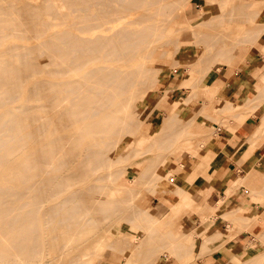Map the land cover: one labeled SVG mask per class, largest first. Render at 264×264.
<instances>
[{
	"label": "bare ground",
	"instance_id": "obj_1",
	"mask_svg": "<svg viewBox=\"0 0 264 264\" xmlns=\"http://www.w3.org/2000/svg\"><path fill=\"white\" fill-rule=\"evenodd\" d=\"M160 1L0 2V245H4L0 264L33 260L44 246L68 252L69 264L81 263L86 253H78L81 244H71V239L93 235V225L100 218L94 212L105 213L104 208L90 204V199L102 200L104 187L110 196L127 190L109 184L106 178L121 155L135 153L132 148L133 154H120L115 135L138 126L143 109L139 103L147 91L149 74L159 67L148 61L166 52L156 45L168 35L165 31L176 7L171 1ZM217 1L207 0L205 6ZM57 20L60 27H55ZM197 23L194 27L200 29L210 22ZM13 37L21 40H10ZM247 64L253 69L251 61ZM181 102L187 98L176 99L177 108ZM171 171L165 169L166 175ZM143 178L144 169L131 180ZM261 194L264 187L260 202L264 200ZM221 202L203 209L212 210ZM189 205V201L184 203ZM231 212L234 217L251 213L240 215L253 217V224L264 219V209L258 215L240 207ZM160 215L150 214V222ZM40 216L45 225L54 223L59 229L43 235ZM151 228L147 226L144 235L135 238L125 232L107 248L129 250L119 264H134L136 257L152 248L149 244L155 235ZM217 233L224 237L227 229ZM5 236L13 237L7 243L1 241ZM11 249L16 250L14 256ZM161 250L156 248L150 264L159 259ZM16 255H21L19 261Z\"/></svg>",
	"mask_w": 264,
	"mask_h": 264
},
{
	"label": "rangeland",
	"instance_id": "obj_2",
	"mask_svg": "<svg viewBox=\"0 0 264 264\" xmlns=\"http://www.w3.org/2000/svg\"><path fill=\"white\" fill-rule=\"evenodd\" d=\"M169 1L175 4V14L165 31L168 35L160 37L157 42L159 44L156 45L158 50L166 52L156 54L148 61L159 67L151 69L149 74L147 91L139 103L143 109L139 112L138 126L131 130L124 129L115 135L120 154H133L134 148L138 151L135 149V155L125 157L127 159L122 157L125 154L121 155L118 159L120 161L112 165V174L106 179L113 186L128 188L110 196L107 194L108 188L104 187L106 194L102 200L90 199V204L100 210L104 208L105 213L99 210L94 212L100 218L93 225V235L86 239L79 236L71 239V244H81L77 249L78 253H86L78 264L123 262L129 250L121 252L116 248H107V244L125 232H129L134 238L144 235L147 226H152L151 233L155 235L153 242L149 244L152 248L136 257L134 264H150L152 256L157 252L156 248L163 250L159 252V259L154 264H242L245 261H250L249 264H264V219L257 222L260 224L253 232L252 229L257 224H253V217L241 216L251 213H237L238 216L234 217L232 212L222 215L219 210H205L203 208L207 205H201L206 201L208 192L204 183L210 185L213 180L209 173L210 161L214 155L211 149L213 140L218 137L219 131L226 128L231 130L230 122H241L242 118L253 113L264 94L262 89L254 92L253 97L241 95V101L245 105L237 107V100L233 102L225 98L219 81L215 79L223 65L233 70L251 72L247 64L251 61V55L258 52L264 54V47L260 49V45L264 43L262 4L259 12H254L247 0H219L209 7L205 6L207 0H197L196 6L189 5V0L160 2ZM55 8L58 9L59 6ZM206 19L210 22L207 26L202 25L201 30L194 27L197 22ZM55 23V27L62 25L59 20ZM12 39L21 40L17 37L10 38ZM238 41L240 43L235 44ZM223 57H227L229 61ZM203 64L204 70L197 71ZM156 75L158 78L154 82ZM34 78L35 76L27 82H32ZM213 80L219 85V92L210 90ZM21 98L22 94L18 100ZM178 98H187V102H181L177 108ZM28 102L32 104L33 100ZM169 114L172 116L168 117ZM206 149L211 150L213 155L208 156L210 151L205 155ZM191 155L194 156L192 159ZM185 162L190 164L186 165ZM167 168L172 170L169 176L165 172ZM257 168L264 172V165ZM143 169L144 178L140 182L131 180ZM187 169L193 172L190 176H187ZM260 184H264V179L255 178L243 184V193L248 202L252 203L251 212L254 215L264 209V200L260 202V196L256 199L258 203L254 202V196L259 195ZM13 185L17 187L16 183ZM186 201L190 202L189 206H184ZM221 204L222 202L217 208ZM228 207L229 205H225L223 210ZM159 212L161 215L151 223L150 214L156 216ZM85 213L91 214L88 209ZM206 218L214 222L209 230L203 227L206 226ZM40 220L43 235L59 229L54 223L45 225L42 216ZM200 222L201 226L194 230V226ZM214 229L215 241L218 242L211 243L209 237L203 239L206 233ZM226 229L224 237L218 235L217 232ZM244 230H249L251 234L241 247L232 248L228 241ZM181 231L187 234L183 235ZM12 237L5 236L1 241L9 243ZM87 242L90 247H84ZM3 246L2 243L0 249ZM14 252L16 250H10L13 256ZM15 257L17 261L21 259V255ZM68 257L66 251L44 246L35 259L25 260L23 264H69Z\"/></svg>",
	"mask_w": 264,
	"mask_h": 264
},
{
	"label": "crops",
	"instance_id": "obj_3",
	"mask_svg": "<svg viewBox=\"0 0 264 264\" xmlns=\"http://www.w3.org/2000/svg\"><path fill=\"white\" fill-rule=\"evenodd\" d=\"M196 1L197 0H189L188 4L196 6ZM247 1L250 3L249 5L254 12H259L260 5L262 4V11L264 13V0ZM262 22H264V14ZM263 47L264 43L260 45V49L262 50ZM262 54L263 53L258 52L251 55L250 60L253 69H251L249 73H245L241 69L233 70L223 65L221 71L216 74L215 79L219 81L225 98L233 102L237 100V107L245 105V102L241 101V95L253 97L255 95L254 92L264 89V82L261 80L262 77H264V54ZM210 90L219 92V85L215 80H213ZM260 99L261 102L257 105L253 113L242 118L241 122L237 120L230 122L231 130L226 128L223 131H219L218 137L215 138L211 144L214 155L211 150L206 149L205 155H207L209 151L208 156L213 155L210 161L211 170L209 172L212 174L213 180L210 185L209 183H204L206 184L204 188L208 189V192L205 198L206 201H204L205 203L203 202L201 205L203 206L205 204L207 206H212L222 200L221 206L219 208L216 206L211 211L219 210L222 215H227L235 207H240L244 211L252 209V203L248 202L243 193V184L255 178L258 180L264 179V172L257 168L259 165H264V94L261 95ZM191 172V170H188L187 176H190L189 174ZM247 172L249 173L247 174ZM263 187L264 184L258 186L259 195L254 196V202L258 203L256 199L260 196V190ZM226 189L230 191L228 195L225 193ZM225 205H229V207L223 210ZM208 218L204 221L206 226H203L206 230L214 226V222L208 221ZM242 218H245V216ZM259 224L260 223H257L253 227V232ZM200 226L201 222L194 226V230L198 229ZM215 234L216 230H211V232L204 235L203 239L209 237L211 243H216L218 241H215ZM250 234L251 232L249 230L241 231L234 235L228 243H231L232 248L236 246L239 248L244 244V240L249 237Z\"/></svg>",
	"mask_w": 264,
	"mask_h": 264
}]
</instances>
